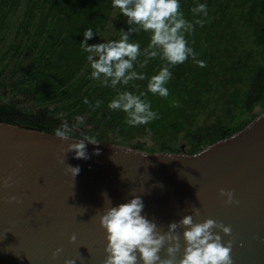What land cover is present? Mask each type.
Returning a JSON list of instances; mask_svg holds the SVG:
<instances>
[{
    "label": "trees",
    "instance_id": "trees-1",
    "mask_svg": "<svg viewBox=\"0 0 264 264\" xmlns=\"http://www.w3.org/2000/svg\"><path fill=\"white\" fill-rule=\"evenodd\" d=\"M179 3L194 25L185 38L195 56L170 68L169 96L162 98L147 92L164 66L159 57L141 69V55L134 70L146 78L127 86L102 87L89 78L88 54L80 48L84 31L92 29L87 44L94 45L118 40L130 27L112 0H0V122L48 134L67 124L72 138L87 135L150 153L193 154L241 130L264 111V0ZM199 4L207 5V16L192 12ZM110 26L112 34L102 41ZM150 36L141 31L130 42L143 53ZM119 91L147 93L142 99L159 119L127 125L124 112L108 108ZM96 101L102 103L93 110Z\"/></svg>",
    "mask_w": 264,
    "mask_h": 264
},
{
    "label": "water",
    "instance_id": "water-1",
    "mask_svg": "<svg viewBox=\"0 0 264 264\" xmlns=\"http://www.w3.org/2000/svg\"><path fill=\"white\" fill-rule=\"evenodd\" d=\"M72 139L0 122V264H104L107 234L99 217L136 196L162 233L198 209L194 222L231 227L230 236L214 231L223 243L233 241V264H264V111L193 154L89 143V158L76 159L75 152L64 155L80 140ZM67 165L80 168L74 179ZM221 189L238 203L225 204ZM184 230L177 229V260Z\"/></svg>",
    "mask_w": 264,
    "mask_h": 264
},
{
    "label": "clouds",
    "instance_id": "clouds-1",
    "mask_svg": "<svg viewBox=\"0 0 264 264\" xmlns=\"http://www.w3.org/2000/svg\"><path fill=\"white\" fill-rule=\"evenodd\" d=\"M112 7L127 18L130 27L127 32H119L118 40L94 45L87 44L95 36L92 29L84 31L80 48L88 54L87 60L92 69L89 78L99 81L102 87L115 89L117 85L127 86L131 81L146 78L144 74L134 70L141 55L145 57L139 63L141 69L147 66L149 60L159 57L165 62L164 66L148 81L147 92L167 98L169 90L165 85L172 77L170 68L183 64L190 56H195L185 38V33L194 30L193 23L184 19L179 0H112ZM192 12L207 16V5L199 4ZM195 23L203 26L204 21L196 20ZM141 31L151 34L150 43L143 53L138 42H130V35ZM197 63L200 67L206 66L203 61ZM146 95L147 93L137 95L130 91H119L108 104V108L124 112L125 123L129 126L147 125L159 119V115L151 109L149 101L142 99ZM84 103L88 104L89 101L85 99ZM101 103L96 101L93 110L99 108ZM174 106L178 107L179 104ZM75 119L78 123H83V117L78 116ZM147 131L150 133V129ZM54 136L62 142L74 141L67 124L57 128ZM89 143L99 144L95 137L85 135L78 142L69 143L64 155L75 152L76 159L86 160L89 158L86 147ZM95 154L98 155L99 152ZM62 163H65V159ZM67 171L74 179L80 168L67 165ZM219 194L226 197L225 204L238 203L231 191L221 189ZM104 196L107 194L104 193ZM9 202H17L16 197H10ZM143 209L142 199L136 196L127 203L106 208L99 217L100 226L107 234V257L104 264H233V241L223 243L221 236L214 231L219 230L230 236V226L217 223L213 219H207L203 223L194 222V216H199V210L196 209L193 214L185 215L179 222L170 223L167 232L162 233L153 220L150 221L142 215ZM178 228L185 229V247L183 257L179 260L177 255L181 251V237L177 233ZM75 239L73 235L71 240L74 242ZM166 245V258L162 259L160 253ZM61 251L62 249H57L53 258ZM65 264H76V261L66 260Z\"/></svg>",
    "mask_w": 264,
    "mask_h": 264
},
{
    "label": "rangeland",
    "instance_id": "rangeland-1",
    "mask_svg": "<svg viewBox=\"0 0 264 264\" xmlns=\"http://www.w3.org/2000/svg\"><path fill=\"white\" fill-rule=\"evenodd\" d=\"M111 29L112 28L110 26V29H108L106 32H104L103 37H102V41H104L108 36H110L112 34Z\"/></svg>",
    "mask_w": 264,
    "mask_h": 264
}]
</instances>
